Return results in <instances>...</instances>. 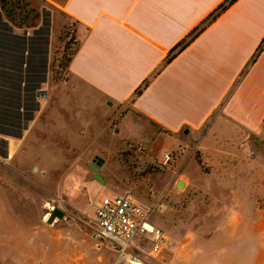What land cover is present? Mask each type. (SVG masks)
Returning a JSON list of instances; mask_svg holds the SVG:
<instances>
[{
	"label": "crops",
	"instance_id": "obj_1",
	"mask_svg": "<svg viewBox=\"0 0 264 264\" xmlns=\"http://www.w3.org/2000/svg\"><path fill=\"white\" fill-rule=\"evenodd\" d=\"M31 1L62 16L46 32L20 34L0 13V89L7 76L44 72L40 62L47 63L62 22L75 25L77 48L67 80L53 85L46 103L35 84L26 132L34 137L45 129L80 148L86 132L96 131L93 115L106 130L110 120L101 114L112 109L120 135L131 124L150 137L176 138L178 146L198 137L206 172L194 159L180 162L175 184L205 195L207 212L187 226L157 223L166 242L155 261L264 264V0H237L166 64L172 48L224 0ZM6 141L14 156L18 145ZM190 161L200 183L187 174Z\"/></svg>",
	"mask_w": 264,
	"mask_h": 264
},
{
	"label": "rangeland",
	"instance_id": "obj_2",
	"mask_svg": "<svg viewBox=\"0 0 264 264\" xmlns=\"http://www.w3.org/2000/svg\"><path fill=\"white\" fill-rule=\"evenodd\" d=\"M0 13L10 29L20 34L43 28L46 32L53 19L62 16L31 0H0ZM205 20L196 28L207 24ZM74 26L60 24L47 63L40 62L44 72L7 76V86L0 89V264H112L109 244L93 238L91 232L93 202L101 195L130 193L144 207L155 208L150 220L156 225L166 221L187 226L201 218L195 214L207 212L205 195L182 191L175 184L180 162L194 159L206 172L196 150L198 137L178 146L176 138L150 137L131 124L120 135L112 109L101 114L110 120L105 122L106 130H101L103 124L93 115L89 123L96 131L86 132L80 148L69 147L62 138L47 137L45 129L34 137L26 132L35 84H40L37 98L46 103L53 85L67 80V67L77 48ZM128 106L121 112L126 113ZM42 123L46 125L45 118ZM6 139L19 147L14 156L7 153ZM165 153L170 155L167 162ZM187 172L194 182H201L193 161ZM49 206L62 209L63 218L47 223Z\"/></svg>",
	"mask_w": 264,
	"mask_h": 264
},
{
	"label": "built area",
	"instance_id": "obj_3",
	"mask_svg": "<svg viewBox=\"0 0 264 264\" xmlns=\"http://www.w3.org/2000/svg\"><path fill=\"white\" fill-rule=\"evenodd\" d=\"M163 158L167 162L170 155L165 153ZM154 209L144 207L130 193L101 195L93 202L92 237L109 244L112 264H158L154 258L163 249L166 235L150 220Z\"/></svg>",
	"mask_w": 264,
	"mask_h": 264
},
{
	"label": "trees",
	"instance_id": "obj_4",
	"mask_svg": "<svg viewBox=\"0 0 264 264\" xmlns=\"http://www.w3.org/2000/svg\"><path fill=\"white\" fill-rule=\"evenodd\" d=\"M237 0H224L221 4H219L212 13L209 14L207 19V24H202L200 28L193 29L184 39H182L178 44H176L172 50L170 51L169 55L166 58L165 64L170 62L177 54L182 52L196 37L197 35L202 32L206 26H208L210 23H212L220 14L225 12L232 4H234ZM262 45H264V39L262 40ZM262 46L258 47L256 53L253 55L251 62L254 61L257 53L261 50ZM13 77V76H12ZM149 82L148 80H145L141 86L136 89L134 92V96H138L141 91L146 88L147 84Z\"/></svg>",
	"mask_w": 264,
	"mask_h": 264
},
{
	"label": "water",
	"instance_id": "obj_5",
	"mask_svg": "<svg viewBox=\"0 0 264 264\" xmlns=\"http://www.w3.org/2000/svg\"><path fill=\"white\" fill-rule=\"evenodd\" d=\"M93 168L97 171V168L96 167H94L93 166ZM96 179H98L99 181L101 180L99 177H95ZM178 187H182V182H178L177 184H176ZM63 216H64V211L62 210V209H60V208H58V207H54V208H52V210L49 212V214H48V216H47V218H46V222L47 223H52L56 218H58V219H61V218H63Z\"/></svg>",
	"mask_w": 264,
	"mask_h": 264
},
{
	"label": "bare ground",
	"instance_id": "obj_6",
	"mask_svg": "<svg viewBox=\"0 0 264 264\" xmlns=\"http://www.w3.org/2000/svg\"><path fill=\"white\" fill-rule=\"evenodd\" d=\"M48 215H46L45 217H47Z\"/></svg>",
	"mask_w": 264,
	"mask_h": 264
}]
</instances>
